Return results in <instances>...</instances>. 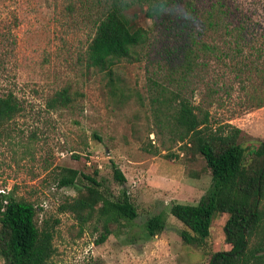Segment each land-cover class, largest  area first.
I'll return each instance as SVG.
<instances>
[{
	"label": "rangeland",
	"instance_id": "rangeland-1",
	"mask_svg": "<svg viewBox=\"0 0 264 264\" xmlns=\"http://www.w3.org/2000/svg\"><path fill=\"white\" fill-rule=\"evenodd\" d=\"M102 1L0 0V95L12 92L21 106L0 126V193L34 204L37 225L46 221L53 230L56 264H207L210 253L230 249L222 229L227 215L213 219L205 251L181 240L184 227L170 205L198 203L210 172L197 151L169 132L164 117L156 118L153 82L207 110L212 127H238L243 146L264 141V0H231L240 20L216 15L215 26L207 25L212 0H193L196 16L181 1L158 20L133 3L125 13L148 40L136 58L117 62L114 86L85 61ZM201 43L213 50H201ZM188 47L196 56L185 70L180 59ZM63 88L72 102L48 108ZM112 163L124 173L138 214L109 222L111 234L96 244L104 224L98 212L81 222L63 206L86 195L92 185L84 175L103 179L117 195ZM63 167L79 172L74 185L58 186ZM159 212L167 214L166 228L145 237V220Z\"/></svg>",
	"mask_w": 264,
	"mask_h": 264
},
{
	"label": "trees",
	"instance_id": "trees-1",
	"mask_svg": "<svg viewBox=\"0 0 264 264\" xmlns=\"http://www.w3.org/2000/svg\"><path fill=\"white\" fill-rule=\"evenodd\" d=\"M181 1H184L185 13L196 16L193 0H103L94 34L86 48V65L105 72L114 86L117 62L136 58V48L148 40L147 30L132 25L126 9L137 3L142 12L158 20ZM230 2L210 1L211 9L217 10V14L211 9L208 11L207 19H211L208 26L218 24L216 15L218 19L240 20L233 9L237 7ZM244 27L240 22L239 28ZM200 49L213 50V47L201 43ZM195 56L190 47L183 51L180 63L185 70L193 68ZM153 84L159 96L155 98L159 103L156 118L161 121L164 117L169 132L197 151L210 172V184L198 203L173 202L170 205L169 213L184 227L179 232L181 240L204 250L213 219L218 214H226L222 229L230 249L210 253L207 264H264V141L255 146H243L238 127H212L209 112L192 105L183 92L170 91L156 82ZM72 100L69 90L63 88L47 100L46 106L51 109L64 107ZM20 110V103L12 92L0 95V126L12 120ZM78 175L76 169L61 168L58 186L74 185ZM112 177L120 186L117 195L106 189L103 179L84 175L93 187L87 186L86 195H78L63 206L77 214L81 222L98 212V218L103 219L104 224L96 244L103 243L111 234L109 222H130L138 214L124 186L127 179L115 163H112ZM36 214V207L30 201L0 193V257L4 264H56L51 261L55 250L53 230L46 221L39 227ZM166 216L165 212H159L148 217L143 226L145 237L162 232L166 228Z\"/></svg>",
	"mask_w": 264,
	"mask_h": 264
},
{
	"label": "crops",
	"instance_id": "crops-1",
	"mask_svg": "<svg viewBox=\"0 0 264 264\" xmlns=\"http://www.w3.org/2000/svg\"><path fill=\"white\" fill-rule=\"evenodd\" d=\"M156 236H157V235H156ZM156 236H155V237H156Z\"/></svg>",
	"mask_w": 264,
	"mask_h": 264
}]
</instances>
